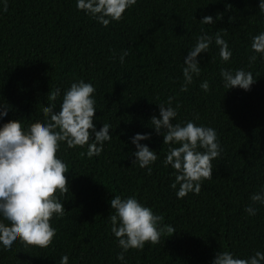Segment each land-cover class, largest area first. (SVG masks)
Segmentation results:
<instances>
[{
  "label": "trees",
  "instance_id": "16d2710c",
  "mask_svg": "<svg viewBox=\"0 0 264 264\" xmlns=\"http://www.w3.org/2000/svg\"><path fill=\"white\" fill-rule=\"evenodd\" d=\"M75 5L8 0L7 11H0V102L11 106L0 124L17 120L26 128L42 121L50 93L61 90L59 111L64 90L83 79L96 90L93 123L97 131L110 124L111 139L91 159L82 155L86 146L61 143L57 155L68 165L69 191L60 197L64 215L51 219L52 243L40 248L18 241L11 252L0 251V264H59L65 254L68 264H122L107 218L114 195H135L176 230L162 234L158 244L130 249L124 264H211L218 251L240 258L264 252V206L256 205L254 216L244 211L250 195L264 186V60L257 54L248 62L251 37L264 31L258 0H137L107 27ZM205 15L214 23H200ZM202 31L219 32L232 56L222 62L213 42L197 57L200 74L180 92L183 59ZM123 50L128 55L121 64ZM221 68H245L256 80L247 91L225 89ZM204 80L207 92L199 87ZM168 97L180 106L173 123L213 127L222 147L212 161V179L202 182L199 194L181 199L170 188L174 170L162 163L169 145L150 121L159 117L156 103L166 104ZM135 133H150L140 141L157 154L150 172L132 164L129 138Z\"/></svg>",
  "mask_w": 264,
  "mask_h": 264
},
{
  "label": "clouds",
  "instance_id": "9594fccd",
  "mask_svg": "<svg viewBox=\"0 0 264 264\" xmlns=\"http://www.w3.org/2000/svg\"><path fill=\"white\" fill-rule=\"evenodd\" d=\"M136 3L137 0H76L75 6L107 27L112 21L119 22L125 11ZM7 7L8 0H0V11L6 12ZM258 9L264 15V0H258ZM199 21L206 25L214 23L211 15H205ZM213 42L218 46L220 60L229 61L232 50L220 33L213 36L202 31L183 59L180 92L188 91L194 75L200 74L197 57L201 52H208ZM250 49L249 66L257 60V54L264 60V31L251 37ZM127 55V50H123L119 56L121 64ZM219 75L225 89L239 87L247 91L256 80L245 68H221ZM199 87L207 92L208 81H202ZM95 91L91 82L75 80L64 90L59 111L54 109L61 90L57 88L50 93L48 100L51 102L42 110V121L26 128L17 120L0 124V251L11 252L18 241L25 247L40 248L52 243L56 229L51 225V219L64 215V201L60 197L69 191L65 175L69 172L68 165L57 155L61 143L67 148L86 146L87 151L82 155L91 159L99 157L104 143L111 139L110 124L103 123L97 131L93 123L97 111ZM172 99L168 97L166 104L156 103L159 117L153 115L150 121L155 133L163 136L162 143L169 145L162 163L174 170L170 188L176 190V198L181 199L189 193L199 194L202 182L212 179V161L220 155L222 147L213 127L196 124L193 120L173 123L180 106L177 104L174 108ZM10 108L5 101L0 102V118L7 116ZM129 139L135 145L132 164L147 167L150 172V165L157 160L156 151L140 143L149 140L150 133H135ZM249 199L251 203L244 211L254 216L258 210L256 205L264 206V186L253 192ZM109 204L110 232L120 249L116 260L122 264L130 249L143 250L146 243L158 244L162 234L172 235L176 231L173 226L164 225V217L138 201L135 195H114ZM68 260V255H62L59 264H68ZM211 264H264V252L255 251L247 258H240L228 250L218 251Z\"/></svg>",
  "mask_w": 264,
  "mask_h": 264
}]
</instances>
